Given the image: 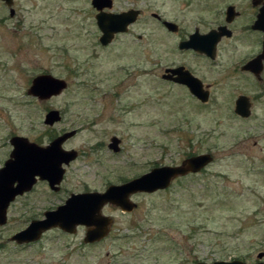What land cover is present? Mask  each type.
I'll return each instance as SVG.
<instances>
[{
    "label": "rangeland",
    "instance_id": "1",
    "mask_svg": "<svg viewBox=\"0 0 264 264\" xmlns=\"http://www.w3.org/2000/svg\"><path fill=\"white\" fill-rule=\"evenodd\" d=\"M242 1L112 0L104 10L133 7L141 13L129 33L103 47L91 0H13L12 16L0 0V167L12 149L11 136L47 145L77 130L62 144L77 156L64 166L59 189L36 183L8 207L0 264H264V74L254 84L231 68L260 46L239 33L218 43L208 62L177 50L181 38L153 16L173 20L189 35L196 27L206 32L226 4ZM179 63L210 84L207 101L160 81L163 66ZM128 68L146 72L126 81ZM42 73L65 80L66 87L46 100L28 95L31 79ZM236 91L253 96L247 118L233 111ZM50 109L60 113L52 126L43 123ZM112 136L120 140L118 154L107 148ZM200 153L212 162L199 172L175 177L164 190L136 192L130 212L104 209L111 229L99 243L85 244L83 230H51L26 244L9 240L70 192H102L153 166L177 165Z\"/></svg>",
    "mask_w": 264,
    "mask_h": 264
},
{
    "label": "water",
    "instance_id": "2",
    "mask_svg": "<svg viewBox=\"0 0 264 264\" xmlns=\"http://www.w3.org/2000/svg\"><path fill=\"white\" fill-rule=\"evenodd\" d=\"M10 7V15L14 10L11 7L13 0H1ZM92 5L98 10L95 15L96 24L101 31L99 41L102 45L108 44L114 33L122 32L135 20L136 11L128 10L119 13L106 12L104 7L111 6V0H91ZM258 15L253 27L264 32V11ZM232 14V7H228L226 15ZM170 28L173 24L165 22ZM225 26L218 29H212L205 34L195 32L189 36V39L180 43V48H193L194 50L205 53L214 58L216 43L223 35ZM229 34V33H227ZM264 59V35L262 43V53L253 61H250L245 67L253 69L256 73L261 69V62ZM258 62L257 64L255 62ZM258 67V68H257ZM182 67L171 69L172 73L183 75L181 78H175V81L186 84L189 91L201 102L208 100V92L203 91L201 82L191 75L188 71L182 74ZM66 87V81L52 76L48 73L35 75L26 93L38 100H46L52 96L60 94ZM234 112L241 117L250 115V103L244 96H239L234 103ZM60 120V113L57 109H50L44 115L43 123L52 126ZM75 130L64 131L54 137L47 145H39L30 141L24 136H11L9 142L12 149L8 158L0 167V226L7 221V208L16 195L28 191L36 182L37 178L46 180L50 189L57 191L59 183L64 174L63 165L73 160L77 152L73 149L66 150L62 147L65 140L72 137ZM120 140L112 136L108 147L117 151ZM212 157L208 153H201L189 156L183 159L177 165H162L152 167L148 172L132 178L121 184H110L102 192L87 191L80 193H71L62 204L54 209L43 212L40 219L31 220L28 225L15 232L9 237L10 241L17 244H24L36 241L43 232L51 228H60L63 231L73 233L77 225H86L89 227L86 231L84 242H91L100 239L108 232L110 225L109 216L101 213L103 205L106 203L118 206L121 210L130 212L136 204L129 199V196L136 192L151 193L158 189L166 188L170 182L178 176L189 173H196L204 168ZM109 221H108V220ZM262 253L258 254L261 257ZM196 264H245L238 259L219 260L212 263L197 262ZM251 264H262L254 262Z\"/></svg>",
    "mask_w": 264,
    "mask_h": 264
},
{
    "label": "flooded vegetation",
    "instance_id": "3",
    "mask_svg": "<svg viewBox=\"0 0 264 264\" xmlns=\"http://www.w3.org/2000/svg\"><path fill=\"white\" fill-rule=\"evenodd\" d=\"M92 4V3H91ZM111 5H112V0H111ZM93 6V5H92ZM94 7V6H93ZM111 7V6H110ZM109 7V8H110ZM228 7H232V14L231 15H226V11L228 9ZM95 8V7H94ZM104 8H107V7H104ZM103 8V10H104ZM96 9V8H95ZM97 10V9H96ZM128 10H133V11H136V17H135V20L130 23L126 29L122 32H117V33H114L111 41L106 44V45H102L99 41V37H97V43H99L100 45H102L103 47H106L108 46L118 35H125L127 33L130 32V30L132 29L131 25L134 24L136 22V20L138 19V17L140 16V13L141 11L138 9V8H133V7H129L127 10L125 11H128ZM261 10L264 11V0H243L241 3L239 4H234V3H228L224 6V10H223V13L221 14V18H220V21L218 23L215 24V26L211 27L209 30H207L206 32H199L198 31V28L196 27L195 29L198 31L199 34H205L207 32H209L210 30L212 29H218V27L220 26H225V30L223 33V35L220 37L219 41L216 43V48H215V53H214V58H211L209 57L208 55H206L205 53H202L200 51H197V50H194L193 48L189 47V48H180V43L181 42H184L186 40L189 39V36L191 34H193L195 32V29L192 33H190L189 35L184 32V33H180V25L176 22H174L173 20H169V19H165V18H161L159 15L157 14H154L153 16L159 20L160 24L162 25L163 29H165V31L168 33V34H174V35H177L178 38H181V40H179V42L177 43V46H176V49L181 51V52H184V51H188L189 53H193V54H196L198 56H200L202 59L206 60V61H212L215 59V56H216V49H217V44L218 43H221L227 39H231L233 38L234 36H237L239 33L240 34H244L246 36H248L250 39H255V43H257V46H260L259 48H256L254 51H250V52H246L244 53L242 56H240V58H237L236 60L233 61V63H231V68L239 73L240 75H245L248 77L250 83H254V84H258L259 82H261L263 80V74H264V59H262V62H261V69L259 71V73L257 72L256 73V70L254 67L253 69H250V68H247L245 67L250 61H253V59H255L260 53H262V43H263V35H264V32L258 28H254L253 25L255 23L256 20H258V15L261 12ZM106 11V10H104ZM106 12H110V11H106ZM122 12V11H121ZM10 13V11H9ZM14 13V12H13ZM98 13V10L95 12L94 14V18H95V15ZM114 13V12H112ZM119 13V12H118ZM12 16V15H11ZM165 22H168V23H171L174 25V27L170 28L169 25H167ZM236 22H239L238 24V27L239 29V32H237L236 30V27H235V24ZM262 22H264V17H263V20ZM95 23H96V18H95ZM97 25V24H96ZM98 28V26H97ZM180 33V34H179ZM229 33V34H227ZM141 38V35L138 33L135 34V39L136 40H139ZM177 38V39H178ZM176 45V43H175ZM256 64L258 63L257 61L255 62ZM178 67H182V69L180 70V72L182 74H186L188 71L191 75H193L194 77H196L200 82H201V88L203 91H207L208 92V95H210V84H207L204 82V79L196 74V72H194V70L192 68H190L189 66H186L185 64L183 63H179V64H174V65H168V66H163L160 70V75H159V79L161 82H165V83H169V84H172V85H175V86H178V87H182L186 92H189L193 97H195L188 89V87L186 86V84L182 83V82H178V81H175L174 79L175 78H181L183 77V75L179 74V73H172L171 72V69H174V68H178ZM258 68V67H257ZM145 68H139L138 70H133V68H128L127 70H125V80H130L134 75H138L140 73H145ZM134 76V77H135ZM239 96H244L247 101L250 103V114H251V106H252V98L253 96H250L248 95V93H246L245 91H239L237 92L236 91V94H235V99H234V103H235V100L239 97ZM196 98V97H195ZM209 98V97H208ZM197 99V98H196ZM234 110V108H233ZM237 115V114H236ZM239 116V115H238ZM250 116V115H249ZM241 117V116H239ZM243 118H247V117H243ZM71 130H75V132L77 131L76 129H71ZM69 131V130H68ZM38 143V142H37ZM120 143V142H119ZM39 145H44V144H41V143H38ZM46 145V144H45ZM107 148L109 149V151L113 154H118L120 153V144H119V148L117 151H114L113 149L109 148L108 147V144H107ZM67 150V149H66ZM9 156V155H8ZM77 156V155H76ZM212 162V161H211ZM4 163V162H3ZM70 163V162H69ZM68 163V164H69ZM68 164L66 165H63L64 166H67ZM3 165V164H2ZM65 167H64V174H65ZM63 174V176H64ZM192 174V173H191ZM63 180V177L61 179V181ZM60 181V182H61ZM172 182V181H171ZM170 182V184H171ZM36 183H45L47 185V187H49L48 185V182L46 180H41L39 178H37L36 182L32 185L31 189L28 190V191H24L23 193L19 194V195H16L14 200L11 203L15 202L16 199L18 198H21V197H24L28 194H30V192L32 191L34 185ZM60 184V183H59ZM169 184V185H170ZM60 186V185H58ZM168 187V186H167ZM166 187V188H167ZM166 188H163V189H158L156 191H159V190H164ZM50 189V187H49ZM52 190V189H51ZM54 191V190H52ZM87 192V191H86ZM73 193V192H70L69 195ZM76 193H79V192H76ZM141 193H147V192H141ZM135 194V193H133ZM133 194H131L130 196H132ZM68 195V196H69ZM67 196V197H68ZM129 196V199H131ZM66 197V198H67ZM65 198V199H66ZM65 199L62 201L64 202ZM9 204V206H10ZM62 204V203H61ZM59 205V204H58ZM8 206V207H9ZM57 206V205H56ZM55 206V207H56ZM110 207H113V208H116V209H119L120 211H122L118 206H115L113 204H110V203H106L105 205H103L102 209H101V213L105 216H109L108 214H105L103 212L104 209L106 208H110ZM8 209V208H7ZM45 209L44 211L46 210H49L50 208L47 207V208H43ZM53 209V208H51ZM43 211V212H44ZM43 217V213L41 215L40 218ZM40 218H31L27 224L33 220V219H40ZM110 218V216H109ZM108 220V219H107ZM111 220V218H110ZM109 221V220H108ZM111 222L112 220L110 221V225H108V231H110L109 229H111ZM26 224V225H27ZM25 225V226H26ZM24 228V227H23ZM21 228V229H23ZM89 227H87L86 225H77L76 228H75V231H80V230H83L86 234V231ZM20 229V230H21ZM51 230H59L60 232L64 233V234H71L69 232H66V231H63L62 229L60 228H52V229H49L45 232H49ZM44 232V233H45ZM42 233V235L44 234ZM108 233V232H107ZM85 234L83 236V242H84V237H85ZM102 238H105L104 236L101 237L100 239L98 240H95V241H91V242H84L85 244H89V245H93V244H96V243H99L101 242Z\"/></svg>",
    "mask_w": 264,
    "mask_h": 264
}]
</instances>
